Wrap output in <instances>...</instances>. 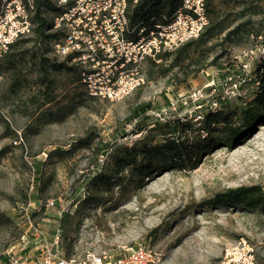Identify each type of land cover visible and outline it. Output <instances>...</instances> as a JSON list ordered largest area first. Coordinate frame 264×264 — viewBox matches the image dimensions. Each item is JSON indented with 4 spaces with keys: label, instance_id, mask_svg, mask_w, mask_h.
<instances>
[{
    "label": "rangeland",
    "instance_id": "1",
    "mask_svg": "<svg viewBox=\"0 0 264 264\" xmlns=\"http://www.w3.org/2000/svg\"><path fill=\"white\" fill-rule=\"evenodd\" d=\"M249 1L210 0L202 32L228 28L144 60V82L113 101L89 96L87 69L54 52L50 40L38 42L31 9L29 31L0 55V264L41 241L77 262L87 253L117 259L145 244L163 264H217L239 239L264 264V214L205 205L230 187L264 186V109L259 120L240 115L256 93L264 54V0L255 13ZM49 4L42 16L50 23L58 9ZM218 108L238 111L234 135L214 132L217 142L194 168L137 176L126 167L117 180L98 181L124 145L162 140L158 124L178 120L175 135L189 142L207 136L198 127Z\"/></svg>",
    "mask_w": 264,
    "mask_h": 264
},
{
    "label": "built area",
    "instance_id": "2",
    "mask_svg": "<svg viewBox=\"0 0 264 264\" xmlns=\"http://www.w3.org/2000/svg\"><path fill=\"white\" fill-rule=\"evenodd\" d=\"M51 2L58 9L53 18L54 27L62 33L53 44L55 52L72 55V62L87 69L81 76L89 96L112 101L129 95L144 82L140 74L144 60H155L162 51L194 39L207 23L205 0H182L171 21L149 30L130 27L129 0ZM32 8V0H0V55L29 31ZM30 207L28 204L24 208V215L32 228L27 214ZM54 244L41 241L37 264H163L160 254L145 244L130 248L117 259L87 253L78 262L61 255ZM3 264H21V257L8 252ZM217 264L260 263L250 244L239 239L224 250Z\"/></svg>",
    "mask_w": 264,
    "mask_h": 264
},
{
    "label": "trees",
    "instance_id": "3",
    "mask_svg": "<svg viewBox=\"0 0 264 264\" xmlns=\"http://www.w3.org/2000/svg\"><path fill=\"white\" fill-rule=\"evenodd\" d=\"M181 2L182 0H137L133 3V0H129V5L132 6L129 14L130 27L135 29L144 27L149 30L154 25H162L172 18L173 14L181 6ZM257 2L258 0L249 1V7L253 9L251 10L253 11L252 13L257 12L255 9L257 8ZM32 3L33 14L31 18L34 23L32 32L35 33L38 42L50 40L51 48L55 52L53 44L61 37V33L54 30L53 21L49 23L42 16V7L47 4V0H32ZM210 4V0H205V12L207 16L213 13ZM53 10L56 9L51 7V11ZM218 27L215 28L210 25L204 32L199 34L197 39L202 40L204 37L209 39L213 33L220 34L228 28L227 26ZM50 30H53V32ZM14 45L15 43H12L9 49L12 50ZM262 56L263 62L260 68L257 69L256 74V93L250 100L246 101L245 108L240 113L242 118L247 121L259 120L264 109V54ZM68 57L70 58V63H72V55ZM157 57L160 56L157 55ZM71 69L73 68H68V70ZM50 100L48 99V101ZM139 110L145 112L144 107H140ZM237 114L238 111L236 110L224 111L223 108L205 113L201 124L202 126L198 127V129H201L207 136L194 142H189L188 139L182 140L175 135V132H179L181 127H183L178 120L169 123L168 128L164 129L158 124L155 131L163 136L162 140L149 142L143 138L138 139L131 145H124L121 151L122 153L113 158L108 173L105 174L101 170L97 174L98 181L103 184H108L112 178L117 180L119 174L126 167H132L137 176L149 174L156 170L168 169L169 167L192 169L196 166L195 163L199 154L211 148L217 142L213 136L214 132L221 131L227 136L234 135L231 124ZM229 142L230 138H227L225 143L228 144ZM205 203V205L213 207L233 206L243 209H257L261 214H264V186L245 185L230 187L223 192L216 193L213 198Z\"/></svg>",
    "mask_w": 264,
    "mask_h": 264
},
{
    "label": "crops",
    "instance_id": "4",
    "mask_svg": "<svg viewBox=\"0 0 264 264\" xmlns=\"http://www.w3.org/2000/svg\"><path fill=\"white\" fill-rule=\"evenodd\" d=\"M40 247V245L34 246L32 249H29L26 253H23V255H20L19 257H21V264H37L40 254Z\"/></svg>",
    "mask_w": 264,
    "mask_h": 264
},
{
    "label": "flooded vegetation",
    "instance_id": "5",
    "mask_svg": "<svg viewBox=\"0 0 264 264\" xmlns=\"http://www.w3.org/2000/svg\"><path fill=\"white\" fill-rule=\"evenodd\" d=\"M54 30L60 32V30H59V29H56L55 27H54ZM60 33H61V32H60ZM61 37H62V33H61ZM61 37H60V38H61Z\"/></svg>",
    "mask_w": 264,
    "mask_h": 264
}]
</instances>
